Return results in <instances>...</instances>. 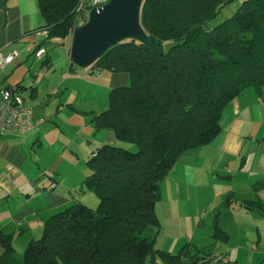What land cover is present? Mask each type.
Instances as JSON below:
<instances>
[{"label": "trees", "instance_id": "1", "mask_svg": "<svg viewBox=\"0 0 264 264\" xmlns=\"http://www.w3.org/2000/svg\"><path fill=\"white\" fill-rule=\"evenodd\" d=\"M234 1L142 0L139 22L146 40L124 39L88 67L90 73H127V84L110 89L106 109L93 114L90 123L136 149L98 146L87 161L89 174L77 187L92 191L97 207L76 201L49 215L41 236L27 242L21 257L15 254L13 234L0 230V264L227 262L213 253L214 244H185L177 252L155 248L161 231L155 204L161 182L180 155L218 135L227 104L249 87L263 98L264 0H241L230 16L217 21ZM77 2L37 0L47 37L36 47L71 34ZM43 64H50L49 57ZM224 198L226 205L235 202L264 214L260 198L237 199L232 191ZM217 222L211 237L226 243L229 235Z\"/></svg>", "mask_w": 264, "mask_h": 264}, {"label": "crops", "instance_id": "2", "mask_svg": "<svg viewBox=\"0 0 264 264\" xmlns=\"http://www.w3.org/2000/svg\"><path fill=\"white\" fill-rule=\"evenodd\" d=\"M40 26L37 0H0V52L18 51L14 61L0 72V86H21L24 104L31 108L33 118V124L27 131L0 133V230L13 234L12 243L18 241L25 230L31 229L32 221L37 222L38 233L39 222L43 223L46 217L75 201L70 194L71 186L85 175V170L80 167L71 169L67 179L69 190H66L63 182L53 179V174L66 163L65 159L74 154L72 151L84 155L87 148L93 150L102 143L117 144V138L111 131L95 132L90 119L93 114L103 111L96 110V107L106 109L110 89L128 82L125 72L90 73L88 67L83 70L73 68L69 64L68 50L65 53L67 70L60 67L62 78L54 79L52 74L57 69L53 67L52 60L49 65L43 64L49 57L45 43L42 46L46 54L38 59L34 57L33 52L43 39ZM81 93L91 98L86 102L89 109H79L78 106L84 104V101H78ZM247 95L239 94L223 109L219 120L221 129L212 142L185 150L161 182V197L155 204L164 235L160 248L177 252L185 244L207 246L200 245L193 238L201 219L198 216L201 211L198 196L208 190L217 200V177L222 173V176L231 179L234 176L231 170L236 161H240L238 169L241 168V163L246 162L251 153L248 146L255 140L263 124L259 109L257 113L259 101H251L249 106L240 109L239 103ZM50 137H53L52 141ZM35 142L40 147L45 145V151L54 143L57 150L44 173L37 167V162L41 160L34 159L32 155ZM256 161L253 160V166H256ZM205 177L211 180L209 187L201 183ZM233 183L242 184L237 180H233ZM244 184L250 186L252 183L247 179ZM211 204L212 200L209 199L203 206L209 216L218 207V204L210 207ZM187 219L190 224L185 234L184 223ZM188 235V242L180 245L179 241ZM14 250L16 252L15 246ZM243 253L242 257L241 252L235 253V256L220 254L227 261L225 264H260L263 258V254L254 251L245 250ZM2 254L3 248L0 246V256ZM250 255H253L251 261H245ZM231 256L235 260L231 261ZM156 263L160 264L159 261Z\"/></svg>", "mask_w": 264, "mask_h": 264}, {"label": "rangeland", "instance_id": "3", "mask_svg": "<svg viewBox=\"0 0 264 264\" xmlns=\"http://www.w3.org/2000/svg\"><path fill=\"white\" fill-rule=\"evenodd\" d=\"M240 2L241 0H235L234 2L224 7V9L221 11V13L218 16L217 21H221L224 18L230 16ZM69 42H70V35H68L64 40L58 41L55 39L52 41L45 42L44 44V46L48 50L49 59L50 61L52 60L53 67L57 69L56 72L52 74V77L54 79L62 78L59 72L60 67H63V70H67L65 67L66 64L65 58H67L65 53L69 48ZM34 60L38 61L36 59ZM75 68L81 70L84 69L79 67H75ZM102 72H108V71H102ZM75 82L78 83V80H75ZM242 93H247L249 95H247L248 97H245L240 101L239 103L240 109L241 108L244 109L245 107L249 106L251 101H255V102L259 101L258 102L259 105L257 107V113L259 109L260 117L262 118L261 120L263 121L262 127L260 128V131L256 135L255 140L252 142L248 141L250 142V146H248V149L251 150V153L249 152L250 154L247 157L246 162L241 163L240 169H238L240 165V161H236V164L233 166V170L231 171L233 172L232 174L234 176L230 179L222 176L221 173L220 177H217L216 185H215L217 186V191H216L217 200H215V198L212 196V193L209 192L208 190L202 191V193L199 194L198 197L200 198L199 202L201 203L200 205L201 211L198 214V216L201 219L198 221L199 225L196 228L193 236L194 241H197L200 245L214 244L213 246L214 248L212 249L214 254L223 253L224 255L232 254L235 256V253L241 252V257L244 255L243 251L245 250L254 251L255 253L262 254V250L264 247V214L258 213L256 211H248L245 208H240L238 207V204L235 202H231V204L229 203L226 205L223 201L225 200L224 198L225 195L228 193L227 191L231 190L237 199L260 198L261 201L264 203V134L262 133L264 131V103L262 102L261 98L258 97V94L255 92V90L252 87L246 88ZM78 101H84V104H80L78 106L79 109H89V107L86 105V102L91 101V98L89 96H86L83 93H81L78 97ZM95 109L105 110V108H97V107ZM100 112L102 111H99L98 113ZM93 130L95 131L94 127ZM49 140L52 141L53 137H50ZM117 145L132 151L136 149L133 143H129L125 141L117 140ZM98 146L93 148V150H91V148H87L86 150L87 153L84 155H82L81 153L76 154L74 151H72L74 154H71L70 158L65 159L66 163H64V165L60 168L59 172L53 174V179L56 178L58 182L59 181L63 182L64 185L66 186V190H69L67 179L71 175L70 174L71 169H73L74 167H80L84 169L85 175L71 186L70 194L75 199V201L73 202L76 201L81 202L82 204L87 205L91 209H95L97 207L98 205L97 197L92 191L88 189L81 191L77 189V187L89 174L87 161L91 157V153L95 151V149ZM33 149L35 150V152L32 153L33 158L41 160V162H37L38 170L44 173L46 171L45 170L46 165L50 163V161L53 159L57 151L54 147V143L53 145L49 146L48 149L45 151L46 149L45 145H42L40 147L38 146L37 142H35ZM254 159L257 160L256 166L255 165L253 166ZM240 160H242V157L240 158ZM71 179L73 180L74 178ZM247 179H250L251 183L255 181H263V185L253 190L252 186H247L244 184V181ZM233 180H235V182L236 180L238 182L239 181L242 182L241 186L234 185ZM210 181L206 180L205 177L201 183L209 187ZM221 191L223 192L221 193ZM209 199H211L213 203L211 204L210 207L216 206V204H218V207L215 210H213V212H211L210 216L209 214H206L208 210L205 211L203 208L204 204L208 203ZM71 204H68L67 207ZM64 208H61L60 210ZM216 220L218 221L217 223H219V225L223 229H225L229 235V240L226 243L216 242L211 237L213 232V225ZM173 222L176 223V220H174ZM38 224H40V228H39L40 230L38 233L36 232L37 222L32 221L31 229L25 230L23 233H21L22 237L18 239V241L16 242L13 241L12 245H14L16 248L17 253L15 252V254L17 256L19 257L22 256L26 244L30 239H37L41 236L42 221L39 222ZM184 224H185L184 230L186 234L187 233L186 230L189 228V224H190L189 219H187V221ZM163 236H164L163 233L160 231L154 243L155 248L160 250H165L163 248H160V242ZM188 237L189 235L186 236L185 239L179 241L180 245H184L185 243H187ZM234 256H231L232 259L231 261L235 260ZM252 256L253 255H250V257L245 258V261L247 262L251 261Z\"/></svg>", "mask_w": 264, "mask_h": 264}, {"label": "water", "instance_id": "4", "mask_svg": "<svg viewBox=\"0 0 264 264\" xmlns=\"http://www.w3.org/2000/svg\"><path fill=\"white\" fill-rule=\"evenodd\" d=\"M142 0H109L88 13L87 20L72 28L68 59L89 67L109 47L124 40L145 41L139 17Z\"/></svg>", "mask_w": 264, "mask_h": 264}, {"label": "built area", "instance_id": "5", "mask_svg": "<svg viewBox=\"0 0 264 264\" xmlns=\"http://www.w3.org/2000/svg\"><path fill=\"white\" fill-rule=\"evenodd\" d=\"M109 0H78L74 12V26L84 23L91 9L102 6ZM43 38L47 37V31L40 28ZM34 57L40 58L46 54V50L39 45L34 50ZM17 49H12L4 54L0 52V72L17 57ZM33 124L32 110L24 104L20 88L17 86H0V133L23 132L31 128ZM264 253V248H263ZM261 264H264V258Z\"/></svg>", "mask_w": 264, "mask_h": 264}]
</instances>
